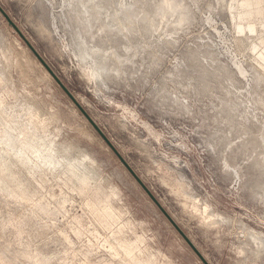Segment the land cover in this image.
<instances>
[{
  "label": "rangeland",
  "instance_id": "rangeland-1",
  "mask_svg": "<svg viewBox=\"0 0 264 264\" xmlns=\"http://www.w3.org/2000/svg\"><path fill=\"white\" fill-rule=\"evenodd\" d=\"M209 264H264V0H0ZM0 264H201L0 16Z\"/></svg>",
  "mask_w": 264,
  "mask_h": 264
},
{
  "label": "water",
  "instance_id": "water-1",
  "mask_svg": "<svg viewBox=\"0 0 264 264\" xmlns=\"http://www.w3.org/2000/svg\"><path fill=\"white\" fill-rule=\"evenodd\" d=\"M0 16L4 19L7 24V27L11 29L14 34L22 41L26 49L34 57L38 65L43 69L46 75L55 83L58 89L63 93V95L70 101V103L75 107L78 113L81 115L83 120L88 124L90 129L95 133V135L100 139V141L105 145V147L113 154L117 159L123 169L127 174L133 179L136 185L141 189V191L146 195V197L151 201L171 228L177 233V235L182 239L186 246L191 250L195 257L199 260L201 264H209L189 238L183 233V231L178 227V225L173 221V219L168 215V213L163 209L158 200L153 196L151 191L145 186L133 169L128 165L125 159L119 154L113 144L109 141L107 136L99 128V126L94 122V120L89 116V114L83 109L79 102L75 99L69 89L63 84L59 77L54 73L51 67L45 62V60L39 55L36 49L31 45V43L26 39V37L21 33L19 28L13 23L9 16L0 6Z\"/></svg>",
  "mask_w": 264,
  "mask_h": 264
}]
</instances>
